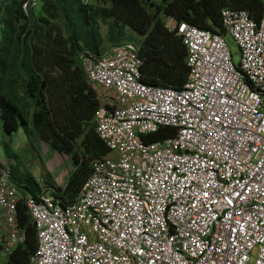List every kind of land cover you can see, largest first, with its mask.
<instances>
[{
  "label": "built area",
  "instance_id": "built-area-1",
  "mask_svg": "<svg viewBox=\"0 0 264 264\" xmlns=\"http://www.w3.org/2000/svg\"><path fill=\"white\" fill-rule=\"evenodd\" d=\"M36 3L25 0L26 15ZM221 18L238 64L221 34L165 21L187 47L181 89L143 83L132 42L84 58L91 84L109 91L94 120L111 154L93 162L74 203L26 196L29 264H264V17L224 8ZM165 126L174 133L152 140ZM18 203L0 166L4 258L25 240Z\"/></svg>",
  "mask_w": 264,
  "mask_h": 264
},
{
  "label": "trees",
  "instance_id": "trees-1",
  "mask_svg": "<svg viewBox=\"0 0 264 264\" xmlns=\"http://www.w3.org/2000/svg\"><path fill=\"white\" fill-rule=\"evenodd\" d=\"M25 0L0 1V124L12 136L20 127L44 148L71 159L63 185L40 184L30 172L15 177L21 157L12 138L0 139V166H8L19 192L18 227L25 240L2 264H29L37 248V232L25 198H38L44 189L64 203H74L92 173L95 160L111 151L96 132L94 112L108 91L94 87L83 60L100 57L116 46L134 42L142 58L141 81L181 89L190 74L187 47L165 26V19L188 22L223 35L224 8L245 9L255 20L264 17V0H40L42 12L29 15ZM103 26L107 33H103ZM161 127L152 140L173 134ZM15 159L17 162H13ZM13 162V163H12ZM10 165V166H9ZM22 173V172H21Z\"/></svg>",
  "mask_w": 264,
  "mask_h": 264
},
{
  "label": "rangeland",
  "instance_id": "rangeland-1",
  "mask_svg": "<svg viewBox=\"0 0 264 264\" xmlns=\"http://www.w3.org/2000/svg\"><path fill=\"white\" fill-rule=\"evenodd\" d=\"M36 2V5L33 7V12L36 15H39L42 12V4L40 0H36ZM167 19H165V21ZM103 33H107V28L105 26H103ZM130 34L134 37L133 43L135 45H137L136 43H139V41L143 38L136 32H131V30ZM222 36L229 48L230 53L232 54L233 62L238 64L241 60V52L236 39L229 33H224ZM112 48L113 46L109 45V50ZM92 85L95 86V83ZM110 94H112V92H110ZM30 134L32 136L33 142H31L30 135L29 138L22 127H20V129L12 136H9L4 133L0 124V139L9 141V138H12L13 142L11 145L17 150L21 157L20 159L22 165L19 166L20 169H16L15 177H22L24 179L25 173L30 172L33 177L37 179V181L42 185H45V183L50 181H52V183L55 185H63L69 172L73 168L71 159H62L61 155L55 149L49 146L44 148L38 143L39 141L37 137L32 132H30ZM12 160L15 163L17 162L15 159ZM49 191L50 190H48V192ZM3 262L4 257L0 255V264Z\"/></svg>",
  "mask_w": 264,
  "mask_h": 264
},
{
  "label": "crops",
  "instance_id": "crops-1",
  "mask_svg": "<svg viewBox=\"0 0 264 264\" xmlns=\"http://www.w3.org/2000/svg\"><path fill=\"white\" fill-rule=\"evenodd\" d=\"M62 159H63V158H62ZM53 178L55 179L54 176H53ZM49 189H51V188H49ZM49 189L46 188V189H44L43 192L49 193V192H48ZM43 192H42V193H43ZM1 228H2V227L0 226V245L2 244L3 236L5 237V235L3 234V230H2Z\"/></svg>",
  "mask_w": 264,
  "mask_h": 264
}]
</instances>
